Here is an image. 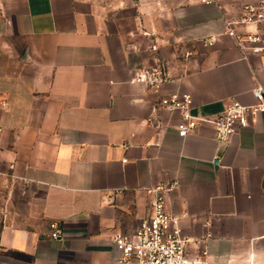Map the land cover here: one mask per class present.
Masks as SVG:
<instances>
[{
  "label": "crops",
  "instance_id": "0c3cea01",
  "mask_svg": "<svg viewBox=\"0 0 264 264\" xmlns=\"http://www.w3.org/2000/svg\"><path fill=\"white\" fill-rule=\"evenodd\" d=\"M222 31L190 0H0V264H116L114 234L132 237L149 190L173 182L165 206L186 212L194 251L264 264V112L220 146L209 125L179 138L178 114L156 108L173 92L194 116L255 103L264 56ZM157 65L159 92L132 81Z\"/></svg>",
  "mask_w": 264,
  "mask_h": 264
},
{
  "label": "built area",
  "instance_id": "2783aa9c",
  "mask_svg": "<svg viewBox=\"0 0 264 264\" xmlns=\"http://www.w3.org/2000/svg\"><path fill=\"white\" fill-rule=\"evenodd\" d=\"M190 1L214 6L222 13V34L234 43L243 57L264 56V0ZM204 41L212 46L216 36H208ZM132 81L159 92L170 82V78L163 66L157 65L137 69ZM251 95L254 104L243 105L232 99L221 113L213 117L192 115L191 96L181 92L161 95L156 108L178 114L175 129L179 138L185 139L198 127L209 125L214 132V141L225 146L232 137L249 126L253 116L264 112V86L256 84L251 89ZM5 106L6 102L1 101L0 108ZM176 186L177 182H173L150 189L149 213L140 220L134 235L114 234L112 242L120 252L116 264H210L204 251L193 250L196 240L183 233L181 220L187 216L186 212L175 213L166 209L164 194ZM49 230L50 239L61 237L55 223L49 225Z\"/></svg>",
  "mask_w": 264,
  "mask_h": 264
},
{
  "label": "rangeland",
  "instance_id": "374dc122",
  "mask_svg": "<svg viewBox=\"0 0 264 264\" xmlns=\"http://www.w3.org/2000/svg\"><path fill=\"white\" fill-rule=\"evenodd\" d=\"M27 187L25 186V185H21V188H19V187H17V186H13V188H12V193H13V195H14V192H16V193H18V194H20V195H23L24 196V194H25V192L27 191ZM16 190V191H15Z\"/></svg>",
  "mask_w": 264,
  "mask_h": 264
}]
</instances>
